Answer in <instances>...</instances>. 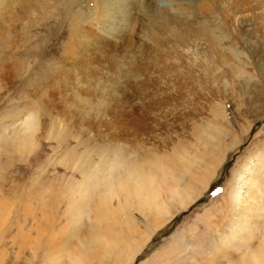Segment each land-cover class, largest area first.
Returning <instances> with one entry per match:
<instances>
[{
    "label": "rangeland",
    "instance_id": "1",
    "mask_svg": "<svg viewBox=\"0 0 264 264\" xmlns=\"http://www.w3.org/2000/svg\"><path fill=\"white\" fill-rule=\"evenodd\" d=\"M53 1L0 0V264H224V244L248 255L253 229L235 234L264 195V0H106L105 16L95 0ZM133 159L148 176L167 164L156 191L193 195L157 228L116 207ZM84 162L100 174L85 180Z\"/></svg>",
    "mask_w": 264,
    "mask_h": 264
},
{
    "label": "bare ground",
    "instance_id": "2",
    "mask_svg": "<svg viewBox=\"0 0 264 264\" xmlns=\"http://www.w3.org/2000/svg\"><path fill=\"white\" fill-rule=\"evenodd\" d=\"M54 1L58 4L61 0H54ZM54 1H53V5H54ZM102 1L105 2L106 0H95L96 5L99 6V9H100V12H101L102 16L108 15L109 14V11L110 12H113V9L111 10L110 6L108 7V6L102 5ZM38 2H40V0H31L30 4H32V6L34 8H37L38 5H39ZM110 2L113 3V5L117 4V7L119 6L116 0H110ZM106 3H109V2L107 1ZM3 11H5L7 13L5 16H15V12L13 10H3ZM50 11L51 10H49V12ZM127 16H129V15H128L127 11H126V13L122 14L121 16L119 15L118 17H116L115 18V22L116 21L123 22V20L122 19H119V17H124L125 18ZM154 16L155 15H151L150 16V19L152 20L154 18ZM116 19H118V20H116ZM119 26H121V23H119ZM97 31H98L99 34H102V32H103L102 29H97ZM1 37L2 38H5L6 44H7L6 46L7 47H12L13 41H14V37H11L10 42H7L8 38H6L5 34H2ZM68 46L69 47H73V48H78L79 47L77 45L72 46L70 43L68 44ZM7 74H8V72L7 73H4V74L2 73V74H0V76L1 77H4ZM57 74H58L57 72H54V74L52 75L51 78L52 79L55 78L57 76ZM135 131H138V129L137 130L135 129ZM202 131H204V130H202ZM217 132H218L217 134H220L219 131H217ZM223 133H224V131L222 132V134ZM201 136L202 135H200L199 138H201ZM220 136L221 135H218L217 138H219ZM221 138L222 137H220V140H221ZM205 143H206V141H205ZM181 155H183V154H181ZM209 155H210V157H208V158L211 161L212 160H216L218 158V156H217L218 153H215V151H211L210 150V154ZM184 156L185 155H183V157ZM180 157H182V156H180ZM253 157H255V156L246 157L242 161L241 166H240V172H239V174L237 176V181H239L241 179V177L243 175H245V173L249 170V167L252 164L251 159ZM119 160H122V159L120 158ZM137 160H139V159H133L132 162L130 161L131 164L128 165L129 166V171H126L124 173V175H125L124 176V179H122V177H120V176H117V178H116L117 179V183H118V187H119V189H117V190H119L118 193H122V195H121L122 196V199H121L122 201L118 205H116V207L119 208L121 205H123L120 208L121 210L122 209H125V207H130V208H133L135 211L140 212L141 214H143V213H149V215L154 216L153 217V220L150 221L152 224H149V225L151 226V228H157V227H159V226L162 225L163 221L165 220V218L168 215L176 212L174 209H176L177 207H180V205L181 206L185 205L189 201L190 197H192L193 195H191V193L189 191V185H188V187L185 186L183 189H181V188L180 189H177V188H171L170 187L171 184H170L168 186L167 191L165 192V194L163 192H159V190L156 191L155 190V187H153L152 183H150L151 178L154 175H156L157 172H158V174H162L163 175L164 174L163 172L166 169L164 167L167 164L164 165V167H163L164 169L162 167H160V164L158 166H157V164L155 165L153 163L145 164V166H147V167L149 165V168L152 170L151 172H153L154 170H157L156 172L154 171L155 174L154 173H151V174L149 173V176H148V175H146L144 173V170L141 169V168H143V163L135 162ZM187 160H188V156H187ZM101 164L103 165V167L101 166L102 168L106 167L108 169H115L116 166H119V165H117V164H119V161L117 159L116 160H111V161L106 160V161H102ZM188 164L189 163L186 162L184 164V167L183 166H180V168H185L186 171H191L189 169V167H188ZM80 167H81V173H82L83 177L85 176L84 179L85 180H88V179L91 180L92 178H96L95 175L97 173V169H98V172H99V167L100 166L99 167H98V165L97 166H93V165H89V164H87V163L84 162V164L82 163V165ZM137 170L138 171H141V174L134 172V171H137ZM99 174H100V172H99ZM169 180H171V179H169ZM132 181H135L134 186L132 184H130ZM163 182H165V181H163ZM261 184H263V183H261ZM110 192H111V190H110ZM142 192L144 193V197H147V200H146V198L145 199H141L140 198V197L143 198V196H142L143 193ZM154 192H156V193H154ZM230 197H232V195ZM134 198L136 199V201H135ZM170 200H172L171 201L172 204L168 203V201H170ZM173 200H175V201H173ZM109 203H110V205H108V207L111 209L112 208L111 201ZM104 215L106 216V214H104ZM104 215L102 216V218L104 217ZM96 218H98V217H96ZM237 221L239 222V220H237ZM226 223H227V226L230 225V224H233V223L234 224L235 223L237 224L236 220L233 218L232 215L227 217ZM68 225H66V229L61 230V233L69 232V235L67 236V238L70 239L71 238L70 234L73 233V232H71V230H75V229H71L70 228L72 226V221L71 220H70V222H69ZM132 226H134V225H132ZM240 226L241 225H239V228H241L242 230L238 231L235 234V235H239V238L240 239H242V238L245 239L246 236H249L250 234L247 235L248 233H251V232H249V230L250 229H253V231L251 233V236H250V239H248V241L246 239V243H247L246 246H247V249L248 250L250 249V251L248 252V255L241 254V256L238 257L239 254L236 255V250H234V252L233 251H229L230 248H227L228 246H225L226 244H224L223 246H221L222 247L221 248L222 251L223 252H226L225 255H227V256H225V258L227 260L224 262V264H264V195H261L257 199V201H256V203L254 205V208H253V215L250 216L247 225H245V226L242 225L241 227ZM247 226H248V228H245ZM243 228H244V230H243ZM106 229H107V227H106ZM245 230H247L246 233H245ZM78 231H79V229H78ZM106 231H108V230H106ZM106 231H104V232H106ZM134 232H135V230H133L132 228H129L126 233H128L130 235V234H133ZM91 235H90V237L88 239H91L92 238ZM93 235H94L93 238H97L96 237L97 235L95 233ZM77 237H78L77 240H81L82 241V239H84L83 236H82V238H80L77 235ZM254 240L255 241H258L256 245H253L255 243ZM117 241H118V239L117 238H114V237L112 238V240H109V241L106 240L105 241L104 247H106V249L104 247L102 249L104 250V253L107 256H110L111 255V254L108 255L107 252L110 250V248H111L112 245H114V244L117 243ZM251 241H253V242H251ZM120 242H122V241H120ZM227 242L228 241H226V243ZM236 242H238V241L236 240ZM123 245H124V242H122L121 245H120V249L121 250H122L121 247H125ZM236 249H237V247H236ZM117 251H118V249H117ZM237 251H238V249H237ZM110 252H112V250ZM214 252L215 251H213V253ZM133 254H134L133 252H132V254H130L131 255L130 258L128 256H125L126 254L124 256H125V258H127L126 260L129 261L131 259V257H132ZM212 256H214V254ZM213 260H215V259H213ZM114 263L115 264H118L116 262H114ZM209 263L210 264H213L212 262H209ZM221 264H223V263H221Z\"/></svg>",
    "mask_w": 264,
    "mask_h": 264
},
{
    "label": "crops",
    "instance_id": "3",
    "mask_svg": "<svg viewBox=\"0 0 264 264\" xmlns=\"http://www.w3.org/2000/svg\"><path fill=\"white\" fill-rule=\"evenodd\" d=\"M217 159H218V158H217ZM217 159H216V160H217Z\"/></svg>",
    "mask_w": 264,
    "mask_h": 264
}]
</instances>
